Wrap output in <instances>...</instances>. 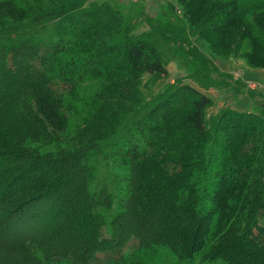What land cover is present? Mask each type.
Masks as SVG:
<instances>
[{
  "label": "trees",
  "instance_id": "obj_1",
  "mask_svg": "<svg viewBox=\"0 0 264 264\" xmlns=\"http://www.w3.org/2000/svg\"><path fill=\"white\" fill-rule=\"evenodd\" d=\"M218 1L221 27L264 10V0ZM85 2L0 0V62L29 57L22 79L0 100L3 113L28 124L12 146L0 134V158L12 161L0 177V224L13 238L9 254L25 255L29 264H147L162 251L172 264H264V104L258 113L224 109L208 127L211 99L179 81L144 103L139 77L165 74L161 55L126 34L113 7ZM179 29L162 32L181 37ZM91 81L101 85L86 97L81 90ZM75 101L87 116L75 143L47 152L33 147L63 137L78 111ZM104 144L123 172L113 191L91 186L89 154ZM43 164L55 168L40 170ZM63 170L78 179L62 181ZM54 185L65 186L75 216L86 218L90 243H74L71 229L66 246L56 238L66 231L42 230L44 221L59 219L62 192ZM165 205L179 211V223L190 217L184 225L190 233L176 228L171 236L162 227ZM151 219L154 227L142 230Z\"/></svg>",
  "mask_w": 264,
  "mask_h": 264
},
{
  "label": "rangeland",
  "instance_id": "obj_2",
  "mask_svg": "<svg viewBox=\"0 0 264 264\" xmlns=\"http://www.w3.org/2000/svg\"><path fill=\"white\" fill-rule=\"evenodd\" d=\"M89 2L113 7L119 12L126 34L141 39L161 55L166 73L161 75L144 73L139 77V92L144 103L159 95L169 84L179 81L200 93L206 90L210 91L209 94L213 100H211L210 106L204 110V120L208 127L213 124V118L219 115L222 110H233L234 106L240 105V103L243 105V102L246 103L248 112L258 113L262 110L264 98L254 91L250 92L249 89L246 91L241 80H248L251 86L264 89V30L261 29H264V10L245 15L238 25L221 27L217 18L224 12L219 9L223 8V5L218 0H86L85 4ZM45 3L46 0H41V5ZM164 26L180 28L183 35L180 37L177 33L175 35L168 32L163 33ZM187 42L193 44L195 50L190 48ZM200 55L204 57L205 61L201 59ZM17 56L14 60L10 58L11 56L1 59L0 100L5 98L4 94L12 89L11 86L16 83L17 78L22 79L25 70H27L28 65L26 64L29 58L27 54L21 53ZM14 63H16V67ZM252 79L254 84L251 82ZM214 84L216 85L214 86ZM100 85L101 82L91 81L82 87L81 93L86 97L91 96ZM213 92H218V99L216 98L217 94L215 93L216 96H214ZM73 107H77L78 111L70 115L69 127L65 134L60 135L63 137L54 143H33L32 146L41 152L72 146L75 143L73 137L87 121L82 102L75 101ZM235 111L241 112L238 109ZM18 121L10 111L5 114L0 109L1 140L11 146L14 144V138L20 135L24 127L28 126V124L24 126L25 121ZM89 156L91 157L88 164L93 175L92 189L106 186L109 191L117 190L121 185L118 178L123 175V172L119 167V162L112 157L111 149L104 144L100 150L89 154ZM15 163L23 164L22 161H15ZM10 165L12 166V161L0 158V177L4 175L5 169L10 168ZM42 166L44 164L39 167L40 170H44ZM54 166L44 167L46 169L48 167V171H51L55 168ZM58 173L62 181L78 179L77 173L70 175V170ZM5 175L7 176L6 173ZM118 182L119 185L116 186L115 184ZM58 186L62 196L67 198L63 199L61 196L57 201L56 207H61V211L58 212L57 224H47V221H44L42 230L48 235L52 234V230H58L59 234L57 235L66 231V235L56 237L61 239L66 246H72L71 229L76 231L74 243L75 241L90 243L91 237L85 232L88 226L86 218L82 217L80 213L78 218L75 216L72 211L75 209V207L73 208L74 200L71 202L70 195L65 196L67 192L64 185ZM156 208L157 206H155ZM168 208L165 205L163 210V212L166 211L165 214L159 210L162 215H165H163L162 227L169 226L170 234L176 228L184 236L190 233L191 230L184 226L187 222L189 225L190 217H186L184 222L179 223L176 218L179 216V211L175 209L176 212H172ZM127 218H129L127 224L130 229L134 221L128 215ZM153 222L152 219L151 221L145 220L142 230L145 228L147 231L153 226L151 224ZM4 226L5 224H0V264H29L30 260L25 255L14 257L9 254L11 251L7 245L13 238L6 234L7 229ZM165 238L167 239V237ZM49 241L53 243L52 240ZM241 256L237 255V258ZM245 256L249 257L248 254ZM250 258L255 260L252 256ZM103 260L105 259L103 258ZM172 262L173 257L162 251L158 257L148 261L147 264H172ZM40 264H44V262H40Z\"/></svg>",
  "mask_w": 264,
  "mask_h": 264
},
{
  "label": "crops",
  "instance_id": "obj_3",
  "mask_svg": "<svg viewBox=\"0 0 264 264\" xmlns=\"http://www.w3.org/2000/svg\"><path fill=\"white\" fill-rule=\"evenodd\" d=\"M242 81V84H244V87L246 88V91L249 89V90H252V91H254L255 93H257V94H261V95H264V92H262V91H264V89H259V88H257L258 86H251L250 85V81H248V80H241ZM251 82H253V79L251 80ZM253 84H254V82H253ZM251 87V88H250ZM211 90H214V89H211ZM215 91V90H214ZM204 95H206L207 97H209L211 100H213V98H212V96L209 94L210 93V91L208 92L207 90L206 91H203L202 92ZM216 92H213V95L214 96H216V94L218 93H216ZM218 95L219 94H217V99H218ZM215 101V100H214ZM241 101H243L242 99H241ZM246 103L245 102H243V105H242V103H240V105H237V106H234L232 109L233 110H239V111H241V112H244V111H247V109H248V107L245 105Z\"/></svg>",
  "mask_w": 264,
  "mask_h": 264
}]
</instances>
